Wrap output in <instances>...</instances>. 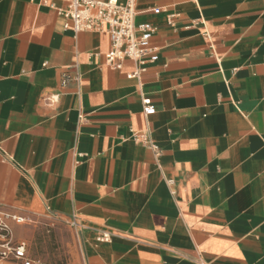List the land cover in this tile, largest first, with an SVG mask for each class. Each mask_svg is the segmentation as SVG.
Wrapping results in <instances>:
<instances>
[{"label":"crops","instance_id":"1","mask_svg":"<svg viewBox=\"0 0 264 264\" xmlns=\"http://www.w3.org/2000/svg\"><path fill=\"white\" fill-rule=\"evenodd\" d=\"M136 11L159 60L129 78L138 65L107 64L106 32L0 0V207L75 217L76 264H264V0ZM145 133L158 157L133 139Z\"/></svg>","mask_w":264,"mask_h":264},{"label":"built area","instance_id":"2","mask_svg":"<svg viewBox=\"0 0 264 264\" xmlns=\"http://www.w3.org/2000/svg\"><path fill=\"white\" fill-rule=\"evenodd\" d=\"M138 0H64L65 6L58 7L54 0H38L41 5L54 8L67 20L66 28L76 33L80 32H106L111 41L110 50L106 54V62L113 69H121L125 60L137 63L136 71L128 75L129 78H139L147 70L149 64L159 60V51L152 46L151 39L156 28L151 24H135L137 15L136 4ZM161 9H155L159 14ZM174 15L169 16V23L173 24ZM65 74L62 85L66 86L72 80H79ZM59 95L47 98L50 104H55ZM146 116L155 113L154 106L144 108ZM133 139L158 157L160 148L149 134H135ZM173 181H168L171 185ZM26 216L5 210L0 207V262L9 261L20 264H46L34 259L26 242L18 241L15 236V227L30 222ZM68 224L77 228L78 223L73 217ZM111 234L104 232L99 241H108Z\"/></svg>","mask_w":264,"mask_h":264},{"label":"rangeland","instance_id":"3","mask_svg":"<svg viewBox=\"0 0 264 264\" xmlns=\"http://www.w3.org/2000/svg\"><path fill=\"white\" fill-rule=\"evenodd\" d=\"M17 230L34 259L46 264H76L80 248L77 234L68 222L54 217L31 220ZM1 264V263H0Z\"/></svg>","mask_w":264,"mask_h":264}]
</instances>
